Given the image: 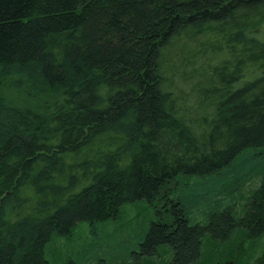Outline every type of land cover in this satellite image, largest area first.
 Segmentation results:
<instances>
[{
  "label": "trees",
  "instance_id": "obj_1",
  "mask_svg": "<svg viewBox=\"0 0 264 264\" xmlns=\"http://www.w3.org/2000/svg\"><path fill=\"white\" fill-rule=\"evenodd\" d=\"M140 202L124 264L264 236V0H0V264Z\"/></svg>",
  "mask_w": 264,
  "mask_h": 264
},
{
  "label": "rangeland",
  "instance_id": "obj_2",
  "mask_svg": "<svg viewBox=\"0 0 264 264\" xmlns=\"http://www.w3.org/2000/svg\"><path fill=\"white\" fill-rule=\"evenodd\" d=\"M152 209L143 202L126 204L118 221L97 223L94 228H90L87 221H81L70 237L54 236L47 245L46 255L59 264H124L121 262L122 249L130 255L138 251ZM214 242L208 240L203 249L209 259L222 261L232 256L231 252H237L236 260L240 264H254L264 249V236L249 239L237 233L219 244ZM220 249H226V252L220 253Z\"/></svg>",
  "mask_w": 264,
  "mask_h": 264
}]
</instances>
